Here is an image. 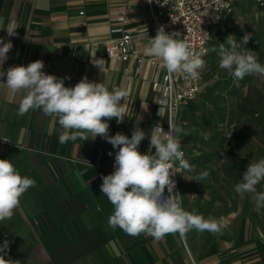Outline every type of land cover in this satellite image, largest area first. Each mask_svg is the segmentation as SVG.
<instances>
[{
  "label": "crops",
  "instance_id": "crops-1",
  "mask_svg": "<svg viewBox=\"0 0 264 264\" xmlns=\"http://www.w3.org/2000/svg\"><path fill=\"white\" fill-rule=\"evenodd\" d=\"M143 3L144 0H0V38L13 44L0 70L6 72L11 66H27L41 60L43 71L64 78L66 87H74L86 76L90 82H104L109 90L123 88L128 92L126 116L123 123L118 124L116 118L108 121L109 135L120 132L131 138L139 122L146 133L139 151L145 154L153 129L159 124L166 128L168 124L166 111L162 116L156 115L153 69L144 63L138 71L134 62L109 58L100 43L118 36L111 32L113 28L140 27L137 15ZM126 5L131 7L125 10ZM240 5L236 3L228 19ZM248 6L256 5L250 1ZM122 11L123 23L117 20ZM10 23L19 26L16 36L9 37L6 32ZM218 33L224 32L215 30L212 37ZM229 35L237 37L229 32L221 39ZM92 42H98L94 55ZM148 44L146 37L138 41L144 56ZM211 53L209 48L205 64L207 58H212ZM97 59L102 60V70L93 63ZM203 75L202 92L212 83L205 67ZM220 83L224 89L225 82ZM22 96L23 92L14 93L0 85V159L10 160L22 176L36 182L20 198L13 217L0 221V245L8 241V248L0 252L5 260L19 264H190L188 250L198 264H257L259 260L264 264V248L246 257L241 253L247 249L234 250L233 243L240 240L235 232L238 219L229 216L235 213L228 210L227 188L217 185L220 177H215L211 168L195 163H190L195 171H184L178 176L182 207L219 220L220 234L192 230L183 238L177 233L156 241L143 234L133 237L119 228L111 229L108 217L113 206L100 185L101 177L112 173L109 165L117 149L100 136L95 140L59 143L56 118L39 110L24 116L17 114ZM198 101L181 108L175 124L179 126L184 113L195 108ZM4 138L8 142H3ZM204 172L208 173L206 178L193 180ZM229 219L236 223L231 232L225 225Z\"/></svg>",
  "mask_w": 264,
  "mask_h": 264
},
{
  "label": "clouds",
  "instance_id": "clouds-1",
  "mask_svg": "<svg viewBox=\"0 0 264 264\" xmlns=\"http://www.w3.org/2000/svg\"><path fill=\"white\" fill-rule=\"evenodd\" d=\"M151 2V0H149ZM19 26L13 23L5 28L9 37L17 35ZM251 38L245 34L238 43L229 35L218 50L219 68L228 72L234 79H243L246 75L264 77V64L247 48L242 49ZM11 40L0 38V68L7 60L12 49ZM144 54L161 61L166 70L165 79L182 74L185 79H198L204 69L205 60L201 53L191 50L189 44L177 37V33H166L159 27L154 38L144 48ZM95 61V62H94ZM93 63L102 70V60ZM44 62L36 60L27 66H11L6 72L0 70V85L14 93L23 92L17 114L24 116L29 111L39 110L44 115L57 119L60 126L59 143L70 141L95 140L97 136L105 139L114 149V171L101 177L103 195L113 206L108 217V226L119 228L129 236L145 235L156 241L166 235L179 234L183 238L189 231H207L220 234L222 223L214 217L205 218L196 210L187 211L182 207L175 192L176 182L172 179L178 162L180 170L192 172L195 166L184 158L180 134L182 128L173 122L168 123V131L159 124L150 135L149 150L139 151L146 133L134 126L131 138L117 132L109 135L108 121L116 118L123 123L128 92L123 88H109L104 82H90L83 77L74 87H66L64 78L43 71ZM6 76V80L4 77ZM70 79V78H69ZM171 90H165L154 100L160 105L162 116L164 106L170 103ZM124 103H121V101ZM205 140L208 134L202 133ZM154 149V152H153ZM111 156L112 153L109 152ZM207 172L200 174L196 181L206 178ZM264 181V157L250 161L242 178L234 185L238 195H248L255 205V211L264 209V191H257V185ZM34 179L22 176L7 159H0V221L10 220L14 210L20 204V198L30 188L35 187ZM167 189L168 195H165ZM8 248V241L0 245V252ZM0 264H19V261L5 260L0 255Z\"/></svg>",
  "mask_w": 264,
  "mask_h": 264
},
{
  "label": "rangeland",
  "instance_id": "rangeland-1",
  "mask_svg": "<svg viewBox=\"0 0 264 264\" xmlns=\"http://www.w3.org/2000/svg\"><path fill=\"white\" fill-rule=\"evenodd\" d=\"M249 2H238L241 5L227 19L228 30L218 33L217 39L213 35L209 45L212 58H207L205 64L206 76L212 83L199 95L200 99H195L199 100L198 105L184 113L179 125L183 130L179 138L184 158L189 164L211 168L212 174L220 177L217 185L224 184L227 188L228 210L230 214L235 213L229 216L236 217L238 222L235 225L229 219L225 225L229 232L235 225L238 239L243 240L233 243L235 251L247 249L248 252L241 253L242 257L264 248V209L255 211L247 194L241 196L234 191L249 162L264 157V77L246 75L243 79H234L219 68L218 53L212 49L218 50L219 44L225 43L226 39H221L225 33L236 34L238 43L245 34H250L248 43L241 48L254 51L264 64V13L257 6H248ZM220 82H225L224 89ZM202 133L209 138L205 140ZM179 191L177 188L180 200ZM257 191H264V181L257 185ZM187 255L190 261L188 251ZM257 264L262 262L259 260Z\"/></svg>",
  "mask_w": 264,
  "mask_h": 264
},
{
  "label": "built area",
  "instance_id": "built-area-1",
  "mask_svg": "<svg viewBox=\"0 0 264 264\" xmlns=\"http://www.w3.org/2000/svg\"><path fill=\"white\" fill-rule=\"evenodd\" d=\"M246 0H144L139 5L140 12L137 18L141 21V26H132L129 28L117 27L111 30L118 34L117 37L103 39L100 43L104 46L109 58L123 62H134L137 64V70L146 63L153 69L152 87L156 93V99L165 90L170 89V103L164 106L167 113L168 123H175L177 115L181 108L187 106L196 99L204 88L203 70L198 79H185L182 74H175L169 79H165L166 70L161 67V61L155 57H146L141 53L138 47V41L143 37L147 38L149 43L154 38L159 27L163 26L166 33H177V37L186 41L191 50L195 53H201L202 58L209 52V43L212 39V32H226L228 30L227 19L233 11L236 3ZM257 7L264 10V0H249ZM131 6L126 5L125 10ZM121 23L125 21V11H122L117 17ZM98 42H92L93 55L95 54ZM75 50V48H74ZM128 79V69H125ZM160 105L156 103V115H159ZM163 111V112H164ZM164 131H168V124ZM3 142H8L6 138ZM182 150V149H181ZM183 151V150H182ZM115 157L112 159L109 170L114 171ZM174 170L177 174L172 176L176 182L175 192L177 193L178 176L183 172L177 165ZM167 196V189L165 190ZM188 251V250H187ZM189 253V251H188ZM190 264H198L190 255ZM230 264H242L237 261Z\"/></svg>",
  "mask_w": 264,
  "mask_h": 264
},
{
  "label": "trees",
  "instance_id": "trees-1",
  "mask_svg": "<svg viewBox=\"0 0 264 264\" xmlns=\"http://www.w3.org/2000/svg\"><path fill=\"white\" fill-rule=\"evenodd\" d=\"M203 91V90H202ZM202 93V92H201ZM254 111H256L257 112V110H254Z\"/></svg>",
  "mask_w": 264,
  "mask_h": 264
}]
</instances>
